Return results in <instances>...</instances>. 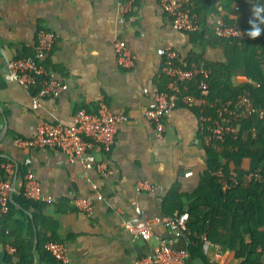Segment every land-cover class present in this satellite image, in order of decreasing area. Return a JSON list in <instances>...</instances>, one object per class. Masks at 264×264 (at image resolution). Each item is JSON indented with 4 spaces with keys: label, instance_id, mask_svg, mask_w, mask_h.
<instances>
[{
    "label": "crops",
    "instance_id": "crops-1",
    "mask_svg": "<svg viewBox=\"0 0 264 264\" xmlns=\"http://www.w3.org/2000/svg\"><path fill=\"white\" fill-rule=\"evenodd\" d=\"M183 2L201 22L200 31L176 30L160 0H135L122 21L117 0H0V162H10L16 169L13 192L30 172L40 192L52 196L50 201L37 199V224L27 210L33 223V230L25 233L32 240L30 264H132L135 257L151 253L160 239L188 251V236L175 234V227L157 222L152 235L143 239L123 225L125 219L186 212L179 206H186L204 184L208 162L221 159L213 138L201 135L196 108L178 104L165 118L160 135L146 118L154 94L168 79L157 50L174 48L185 60L191 56L223 59L219 45L211 40L215 20L248 22L253 4L264 0ZM40 29L53 35L44 64L68 86L59 95L43 96L34 108L32 92L18 81L5 79L4 73L8 59L34 54ZM118 38L135 55L131 67L117 62ZM232 80L235 84L250 81L243 72L235 73ZM99 100L126 117L116 132L111 174L85 171L78 160H70L56 148L14 142L15 137H35L41 120L70 121L77 109L93 110ZM6 177L4 170L0 172V178ZM139 181L152 187L138 190ZM75 197L91 199L90 215L76 207ZM37 230L66 244V261L55 259L45 247L37 248ZM222 234H227L226 228ZM250 240L246 227L244 241ZM14 241L0 236V264H9L5 256L14 253ZM202 255L191 256L188 251L185 264H239L244 259L211 240L203 242Z\"/></svg>",
    "mask_w": 264,
    "mask_h": 264
},
{
    "label": "built area",
    "instance_id": "built-area-1",
    "mask_svg": "<svg viewBox=\"0 0 264 264\" xmlns=\"http://www.w3.org/2000/svg\"><path fill=\"white\" fill-rule=\"evenodd\" d=\"M135 0H117L120 20L133 8ZM160 4L169 16L172 26L179 31L198 32L201 22L196 15L184 5L183 0H160ZM212 32L217 37L247 39L246 29L239 22L227 21L222 18L215 20ZM53 35L47 30L40 29L34 45V54L8 59L4 77L7 80L18 81L24 88L32 92V106L40 105V99L46 95H59L67 89V83L57 77L44 64V56L50 49ZM114 50L120 66L128 68L134 65L135 55L128 49L123 39H116ZM158 53L162 56L161 71L168 79L164 88L159 89L153 96L149 107L145 111L146 118L153 124L156 134L160 135L165 130V118L178 104L196 108L201 123V134L223 140L229 134L236 137L239 131L238 119L246 117L253 112L259 117L264 116V108L257 110L247 94L223 100L219 97L211 99L207 94L208 71L201 66H186L185 59L174 48L161 47ZM196 83L199 92L190 89L191 82ZM255 86L261 84L254 82ZM126 117L113 112L104 100H99L93 110L86 108L77 109L70 121L41 120L37 124V133L33 138L15 137L16 144L32 145L36 147L56 148L69 157L78 160L85 171L95 169L102 174L112 173L111 152L116 142V132ZM251 133H256V128L251 127ZM100 152V156L98 155ZM6 178H0V215L8 210V204L13 192L12 178L16 169L10 162H0ZM222 187L230 186L228 180L236 183L235 177H227L220 170H216ZM243 179L247 182L258 181L264 184V174L258 170H248ZM151 184L139 181L136 188L150 189ZM24 194L28 198L39 200H52L49 194L40 192L38 183L30 172L24 176ZM97 197H101L97 195ZM76 207L88 215L92 213V202L89 197H75ZM138 214L141 213L136 206ZM189 215L180 212L173 215L154 216L152 218L139 217L125 219L123 225L135 236L148 239L152 235V227L157 222L175 227V234H188ZM207 239L204 237V244ZM53 257L66 261L68 248L58 240H47L44 245ZM188 251L184 248L173 247L167 240L160 239L153 246L151 253L134 258L132 264H185Z\"/></svg>",
    "mask_w": 264,
    "mask_h": 264
},
{
    "label": "trees",
    "instance_id": "trees-1",
    "mask_svg": "<svg viewBox=\"0 0 264 264\" xmlns=\"http://www.w3.org/2000/svg\"><path fill=\"white\" fill-rule=\"evenodd\" d=\"M239 24L246 30L250 28L249 23L243 20H239ZM263 32L255 39L248 37L244 40L212 34L211 40L219 45L223 59L208 60L201 56H191L184 63L189 67L201 66L207 69L206 91L210 98L227 100L244 93L250 97L257 110L263 109ZM258 48L261 52H258ZM237 72H243L250 81L235 84L232 77ZM255 81H260L261 84L255 86ZM190 89L199 92L194 81L191 82ZM238 122L239 131L235 138L225 135L223 140L212 139V145L220 153L221 159L208 162V168L202 175L204 184L192 193L186 206L179 208L186 211L192 219L187 224L190 230L187 234L188 251L191 256L203 254L205 237L234 250L235 256L243 257L239 264H264V184L243 179V175L251 169L264 174V116L259 117L256 111L239 118ZM251 127L256 128L254 135ZM216 170L222 171L228 178L235 177L238 181L234 183L228 180L230 186L224 189L215 174ZM0 172H3V168H0ZM23 190L24 178L20 189L12 195L22 207L19 208L10 200L8 210L0 216L1 238L15 239L14 253L5 256L9 264H30L27 255L32 250V240L25 233L33 230V223L27 210L32 211L34 222H39L37 208L40 201L26 197ZM246 227L251 233L249 242L244 241ZM224 228L227 229L226 235L222 234ZM43 233L40 230L36 232L39 249H44L47 240L54 239Z\"/></svg>",
    "mask_w": 264,
    "mask_h": 264
},
{
    "label": "clouds",
    "instance_id": "clouds-1",
    "mask_svg": "<svg viewBox=\"0 0 264 264\" xmlns=\"http://www.w3.org/2000/svg\"><path fill=\"white\" fill-rule=\"evenodd\" d=\"M252 18L248 21L250 28L246 30V35L249 38L255 39L264 31V4L254 3L251 9Z\"/></svg>",
    "mask_w": 264,
    "mask_h": 264
},
{
    "label": "water",
    "instance_id": "water-1",
    "mask_svg": "<svg viewBox=\"0 0 264 264\" xmlns=\"http://www.w3.org/2000/svg\"><path fill=\"white\" fill-rule=\"evenodd\" d=\"M10 200H11V202H13V203L17 204V206H18V207H21V205H20V204L16 203V201L14 200V198H13L12 196H11ZM30 215H31V214H30Z\"/></svg>",
    "mask_w": 264,
    "mask_h": 264
}]
</instances>
